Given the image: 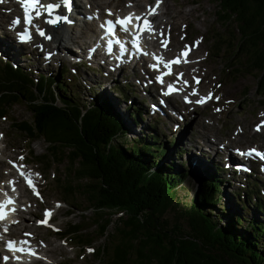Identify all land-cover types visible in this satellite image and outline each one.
Wrapping results in <instances>:
<instances>
[{
    "label": "trees",
    "instance_id": "16d2710c",
    "mask_svg": "<svg viewBox=\"0 0 264 264\" xmlns=\"http://www.w3.org/2000/svg\"><path fill=\"white\" fill-rule=\"evenodd\" d=\"M212 1L219 6L217 22L234 25L226 36L229 40H211L212 54L222 58L226 73L255 74L256 94L264 98V0ZM65 70L32 78L30 71L0 58V117L14 103L24 104L30 120L16 125L28 135L27 145L32 135L40 136L52 158L65 159L62 197L80 194L91 210L86 221L96 227L92 235L104 236L101 246L93 248V264H264V222L257 217L264 218V196L252 188L253 182L243 186L241 200H227L239 201L233 214L219 205L221 183L230 177L216 176L207 167L201 170L190 201L180 203L178 190L184 189L177 185L186 174L174 168L170 157L164 158L170 144L163 142L167 148L157 144L152 132L149 141L140 136L126 144L128 131L119 114L100 95L94 94L84 105L78 102L62 81ZM128 108L130 113L140 111ZM45 132L57 134V140L48 141ZM55 181L58 186L57 177ZM173 207L170 220L165 214ZM247 207L255 216L245 220L239 212ZM82 231L76 224L57 234L71 238L76 248L89 250L93 236Z\"/></svg>",
    "mask_w": 264,
    "mask_h": 264
},
{
    "label": "rangeland",
    "instance_id": "374dc122",
    "mask_svg": "<svg viewBox=\"0 0 264 264\" xmlns=\"http://www.w3.org/2000/svg\"><path fill=\"white\" fill-rule=\"evenodd\" d=\"M152 1L138 0L136 3L142 8L136 11H144V5L148 7ZM129 4L127 0H123L121 9L112 5H109L107 9L111 12L121 10L119 13H125ZM161 4L166 13L158 16V20L162 22L160 27L164 31L160 34L161 37L157 40V45L161 47L163 56L180 55L189 50V47H195L192 53L195 62L190 69V74L186 73V75L191 79H202L201 94L206 95L207 93L208 99H210V103L198 106L200 109H196L195 114L192 112L186 114V111H191L190 108L187 110L180 109L177 115H173L168 120L161 117L157 112L154 116L152 109L158 107L159 100L155 101L154 98L149 102L144 96L143 86L151 83L157 91L158 87L152 80L153 76L149 74L147 77V74L143 72V70H147L146 64L141 62L140 65V61L129 60L128 66L134 74L126 69L121 75L113 70V73L106 70L104 76L101 72L97 75L94 69L88 68L86 64L82 66L79 61H75L80 58L79 56L85 50L79 49L78 52L77 43H80L81 46H79L82 48V38H78L80 42L73 43L68 48L59 47L61 51L54 47V43L50 44L51 52L41 50L40 46L36 44H26L20 49V45L15 43L17 36H14L18 32H12L10 42L13 43H10L9 39L7 40L9 43H7L6 39L2 38L4 34H7L2 28L3 25L0 24V58L20 70L30 71L32 78L38 74L54 76V73L58 74L62 67H66L62 81L67 86V92L75 93L77 101L83 105L87 104L94 97V94L105 98L107 104L119 114L125 123V128L128 131L125 136L126 144L129 145L130 139H137L140 136L146 137L144 139L149 141L148 136H151V132L157 137V144L164 146V148H167L164 143L170 144L164 158L170 157L174 161V168L186 174L177 185L184 189L178 190L180 203L190 201L193 188L199 182L201 170L208 167L216 176L230 177L231 180L228 182L223 180L224 182L221 183L222 195L219 205L228 207L233 214H236L237 209L240 208L239 201L235 200L237 203L229 204L227 200H231V197L241 200L242 188L247 182H253L252 188L257 189L259 194L264 196V172H260V168H264V164L258 163L252 156H247V159L254 160L251 166L252 174L249 177H247L248 173L237 172L235 168L225 169V159L230 165L237 164L238 168L241 161L229 148V157L235 159L234 163L231 162L221 152L219 147L222 144L216 145V143L224 142L229 144L226 147H237L243 150H246V147L257 148L258 146L264 150V115H262L264 114V98L256 94L255 74L240 72L238 75H234L232 70L226 73L222 58L212 54L214 49L211 40H229L230 37L226 38V36L231 27L234 26L232 23L223 26L217 22L215 11L219 6L215 4V1L161 0ZM81 7L84 6L81 5ZM96 21L94 18L92 22L96 23ZM171 22L173 28L168 27ZM38 23L39 21H37ZM96 29L98 30L97 27ZM60 32L62 36L68 33L64 27ZM71 33L72 36L76 34L74 30ZM183 36L184 38L181 40ZM171 37H176L180 41L173 48L166 47L171 41ZM32 38L36 41L43 39V36L35 33ZM59 39L57 44H66L65 38L60 36ZM173 43L171 42L168 46ZM65 52L68 53V56ZM177 75L180 76L181 71ZM139 77H143V82L138 81ZM172 79L176 82L174 77ZM58 80L60 81V78ZM176 83L181 84L180 81ZM117 86H120L126 99L118 91ZM152 95H154L153 92ZM217 97H219L218 100ZM171 101L175 106L179 105L175 98H172ZM128 105L133 108L136 106L142 114L128 112L126 109ZM5 112V116L0 117V178L5 173L9 176L7 179L16 177L9 167H15L16 162L19 163L22 158L29 163L25 166L24 176L33 179L34 189L40 193V197L35 198L28 188L21 190L23 187L19 178L17 181L19 187H16L15 190L19 195L22 194L26 198V201L21 203L22 208L26 209V212L23 213L26 222L23 225L31 226L29 228H32L35 244L43 253L46 251L45 254H48V257L44 254L45 258L39 259L37 264H93V248L101 246L104 242V236L96 238L92 235L96 227L89 225V221H86V218L91 217V210L86 207V202L80 194L76 193L75 198L71 199L62 197L59 185L63 179H66L64 175L65 159L60 162V160L52 158L48 154L47 142L40 136L32 135L33 141L27 145L28 135L19 131L16 125L17 122L25 123L30 120V112L24 104L14 103L6 108ZM129 115H131L130 119L128 118ZM193 118L194 121H197L196 123L192 122ZM151 123L155 125L154 131L148 127ZM202 124H205L212 132L202 129L200 126ZM258 126L260 130L255 132V129L259 128ZM201 132L205 133L203 139L200 138ZM45 133L48 141L53 143L57 140V134ZM208 144L212 147L210 150H208ZM213 150H217V152L213 154ZM241 158L243 160V157ZM218 166H222L223 170H215V167ZM255 168H259V170L254 172ZM56 177L59 179L58 186H56ZM237 193L238 196H235ZM250 200L252 201V198ZM216 206L218 205L216 204ZM49 207L54 210L56 207L58 208L47 225H38L35 219L40 218L45 209ZM174 209L173 207L165 214L170 220L174 216ZM212 210L215 212L214 209ZM239 214L245 220H248L250 216H255L254 213L250 215L248 207L246 210H241ZM116 216L117 214L114 213L109 218L114 221ZM257 217L259 221L264 222L262 216L258 215ZM245 223L246 221H244ZM76 224H80L83 228L82 232L93 236V241L89 242L92 251L88 249L82 251L76 248L71 238L63 237L64 242L59 240L57 231H62L68 226ZM180 225L185 227L184 222H181ZM112 228L113 223L108 224L106 232L110 233ZM262 249L264 250V245Z\"/></svg>",
    "mask_w": 264,
    "mask_h": 264
},
{
    "label": "bare ground",
    "instance_id": "6f19581e",
    "mask_svg": "<svg viewBox=\"0 0 264 264\" xmlns=\"http://www.w3.org/2000/svg\"><path fill=\"white\" fill-rule=\"evenodd\" d=\"M123 0H86L82 1V0H71V11L69 12L66 8H61L59 9V12L66 15L68 17V20L71 21L70 23L68 22H61L57 25H51L45 22L46 17L42 16L40 18V22H45V24H40L39 28L42 29L45 32V36L49 37V38H45V36H43V39H38L36 41H34V39L32 38L29 41V45H39L41 50L44 49V51L46 52H51L52 51V47L50 46L51 43H54V47L57 48L58 51H61V49L59 47H66L68 48L70 45H72L73 43L78 42V38H82V43H83V47L81 48L80 43H77V48H78V52L80 50H84L83 53L79 56L80 58L75 60V61H79L80 64L83 66L84 64L87 65L88 68H92L98 73H102V75L104 76V73L106 70H113L116 71V73L118 75H121L124 70L128 69V72H131L132 74H134L133 70L128 66L129 64V59H134L133 57L127 58V53L124 54V56L118 60L117 54L119 52V50L117 49H113V52L111 54L107 53L106 51V47L104 46L103 43V32L95 29L96 26H100L103 24V22L105 20H111V18L113 17L115 19V15H117L121 10H115L113 12H111L109 9H107V7L109 5H112L113 7H117L121 9V2ZM128 1H134V0H128ZM43 2L45 4L49 3L50 0H43ZM54 2V0H53ZM81 5H83L84 7H81ZM88 6V7H86ZM145 6V5H144ZM142 8L141 5H139L136 2L131 3V5L128 6V10H136ZM144 8V7H143ZM23 8L21 6V4L19 3V0H0V24L1 27L5 30V33L7 35L4 34V36L2 37L3 39H6V41L8 40L9 42L12 40L11 39V33H20L23 31L22 27V23L20 22V24L18 26H13L12 25V21L16 18H19L20 13L22 12ZM109 11L113 14V15H109ZM146 13V10H144L142 12L141 16H144ZM165 10H163V6H162V11L160 12V14L164 15ZM91 17V19L89 18ZM94 18H96V23H93L92 21L94 20ZM20 19V18H19ZM2 21V22H1ZM21 21V19H20ZM183 21V20H182ZM184 22V21H183ZM162 23V22H161ZM160 22H156V17L154 16L152 18V25L154 27V33H153V39L151 40L152 44H158L157 40L161 37L160 34L164 31L161 27H160ZM185 23V22H184ZM186 24V23H185ZM36 25V24H35ZM172 22L168 24V27L173 28L172 26ZM62 27V28H61ZM63 27L65 28V30L68 31L67 34H65V36H62L60 30L63 29ZM32 29H34V31L37 33L36 28L35 27H31ZM99 28V27H97ZM74 30V33L72 36V33L70 34V32ZM176 31V30H174ZM14 35V34H13ZM68 35V36H67ZM14 36H17V34H15ZM61 38H65V43L66 44H57V41H59ZM117 38H120L122 41H124V37L121 33L117 32ZM184 38V36L181 38V40ZM63 40V39H62ZM171 41L168 42V44L166 45V47H175V44L178 45L179 44V39L175 38H170ZM7 41V43H9ZM168 41V40H167ZM80 42V41H79ZM171 42H174L171 46H168ZM177 42V43H175ZM13 43V42H10ZM16 44L20 45V49L21 46L25 45L24 43H20L17 39H16ZM69 44V45H68ZM80 45V46H79ZM86 45V46H85ZM86 47V48H85ZM80 49V50H79ZM91 49H95L94 52L90 53ZM195 47L191 48L189 47V50H187L186 52L182 53V54H177L175 55L178 59H179V66H177V70L181 71V75L179 76L180 78V83L181 84H172L173 86V90H174V94L172 95H164L163 93L165 92V88L161 87L159 89V91H157L152 84L147 83L145 86H143V93L144 96L147 100H153L155 98L160 97L162 98V102L160 105V108L158 110H154L153 113L156 116V113H159V115L163 118H166V120H168L170 117H172L173 115H177L179 113V110H187L191 108V111H186V114L192 112L194 113V111L197 109H200L198 106L199 104L196 103V101L200 98L206 97L205 94H201V81L202 79L200 78H194L191 79L189 78L187 74H190V69L191 67L194 65L195 60H193V55L192 53L194 52ZM184 50V49H183ZM18 51V49H17ZM50 54V53H49ZM65 54L68 53L65 52ZM65 54H62L63 56H66ZM154 54V53H151ZM143 56H145L147 58V54L144 53ZM140 58L137 60V62L140 61V63H144V60ZM165 69L166 67H168L167 64L163 65ZM129 67V68H128ZM162 69V70H163ZM147 73V71H145ZM170 77H174L173 75H170ZM166 79H170V78H166ZM138 81H143V79L141 77H139ZM198 87V88H196ZM168 88V87H166ZM152 92L154 93V95H152ZM209 93V91H208ZM156 94V96H155ZM175 98V101H177L179 103V105H176L174 103H172L171 99ZM180 98V99H179ZM210 103V101L208 102ZM195 114V113H194ZM192 122H197L194 121V118L192 120ZM202 127V129L204 130H208L210 132L211 129H209L205 124L200 125ZM149 129L154 130L153 128L155 127L154 124H150ZM260 130V128H259ZM258 130V131H259ZM257 132V131H255ZM200 138H205V133L201 132L200 133ZM217 144H222V146H220L219 148H221V152L225 155V157H228L231 159V157H229V148L231 149H238L237 147H226L228 146L226 143L224 142H217ZM209 150L210 145H207ZM231 146V145H230ZM240 147V146H238ZM251 148V147H249ZM248 148V149H249ZM260 147L257 146V149H259ZM242 150V149H241ZM217 152V150H213V154H215ZM257 170H259V168H255L254 172H256ZM260 172H263L264 169L260 168ZM15 181H17V177L14 178ZM4 188V186H3ZM34 206L36 204H33ZM24 212H26V209L21 208L18 213H17V222H15L14 224H11L9 227V231H12L14 229H18L19 232H31L32 228L30 225L29 226H24L23 223L26 222L25 221V216H24ZM46 252V251H45ZM48 257V254H45ZM42 264V263H40Z\"/></svg>",
    "mask_w": 264,
    "mask_h": 264
},
{
    "label": "snow or ice",
    "instance_id": "6c2138e0",
    "mask_svg": "<svg viewBox=\"0 0 264 264\" xmlns=\"http://www.w3.org/2000/svg\"><path fill=\"white\" fill-rule=\"evenodd\" d=\"M19 3L21 4L24 10L23 22L25 24L24 31L17 34V39L21 42H26L30 40L31 38L30 27H35L39 35L45 36V32L42 29H40L38 25L33 24V21L35 19L40 18L41 16L46 17L45 22L51 25H57L61 22H68V23L71 22L68 20V17L66 15L59 12V9L61 8H66L70 12L71 11V0H54V2L53 0H50V2L47 4H45L43 0H19ZM108 14L113 15L110 11ZM89 18L91 19V17ZM132 19L133 17L131 14L123 18L117 16L114 20H105L102 27L107 26L106 33H113L116 29V26L118 25L120 26L123 32L128 33L131 31L128 25L131 23ZM136 19H139V17H136ZM20 22H21L20 19L16 18L12 21V25L18 26ZM151 27H152L151 24L147 20H145L143 24L136 25V31L143 32L145 30L151 29ZM136 31H133L131 33L132 35V39L130 40L131 47H126L120 40L115 41V44L119 45V52L116 57L118 60H120L124 56L125 53H130L133 56L141 53ZM45 38H49V37L45 36ZM94 51L95 49H91L90 53ZM106 51L109 54L113 52V41L111 39H109L106 44ZM156 59H159V58H156ZM149 67L155 70L157 65L154 64V65H150ZM155 79L157 81H161L162 77L158 75ZM172 90H173V85L170 84L168 86V91L164 92L163 94L169 95ZM204 99L206 98H201L200 100H197L196 103H203ZM216 99L218 100L219 97H217ZM217 111H219V109H217ZM255 151L256 150H250L249 153L247 154H252ZM260 156L264 158V153H260ZM10 202L11 201H9V203ZM2 209H3V205H0V219L3 218ZM7 247L9 248L10 251H14V252L23 251V248H17L15 242L13 241H8ZM29 251L31 252V250ZM89 251H92V249H89ZM3 259L7 261L9 258L5 256ZM17 259H19V257H17Z\"/></svg>",
    "mask_w": 264,
    "mask_h": 264
}]
</instances>
